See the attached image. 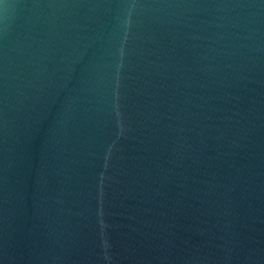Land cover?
<instances>
[{
    "label": "water",
    "instance_id": "95a60500",
    "mask_svg": "<svg viewBox=\"0 0 264 264\" xmlns=\"http://www.w3.org/2000/svg\"><path fill=\"white\" fill-rule=\"evenodd\" d=\"M0 264H264V0H0Z\"/></svg>",
    "mask_w": 264,
    "mask_h": 264
}]
</instances>
